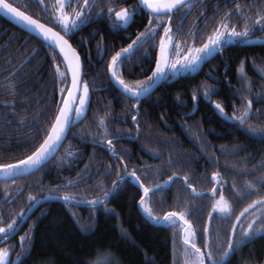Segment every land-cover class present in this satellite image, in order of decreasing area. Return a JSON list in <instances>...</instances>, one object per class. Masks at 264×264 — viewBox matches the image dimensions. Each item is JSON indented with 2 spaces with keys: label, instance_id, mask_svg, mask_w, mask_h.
Returning a JSON list of instances; mask_svg holds the SVG:
<instances>
[{
  "label": "trees",
  "instance_id": "trees-1",
  "mask_svg": "<svg viewBox=\"0 0 264 264\" xmlns=\"http://www.w3.org/2000/svg\"><path fill=\"white\" fill-rule=\"evenodd\" d=\"M8 1L45 23L48 6L56 3V0H44L43 4L39 0ZM78 1L83 4V0H71V3L75 5ZM194 3L190 13L179 11L183 16L186 14L183 19L186 24L178 33L181 20L171 24L172 58L182 59L189 49L202 47L230 10L232 22L241 30L243 20L238 23L235 20L234 3L244 8L252 4L264 6V0H195ZM224 4L229 7L223 8ZM96 5L91 11V21L70 38L83 61V82L88 83L91 91L87 116L72 125L61 150L50 163L28 177L15 180L16 184H9L8 200L0 188V227L4 228L13 220L19 221L22 212L45 196L73 197L70 202L42 206L31 217L24 226H30L29 246L16 264H107L108 260L113 264H184V225L181 222L180 227L157 226L147 220L138 208L143 190L130 176L119 183L104 204L88 203L98 196L102 198L101 189L111 191L113 183L124 176L125 166L128 173L136 170L145 187L163 185L174 174L188 177L191 188L183 179L174 180L167 188L149 194V206L161 218L168 211L190 213L186 218L196 229L197 246L208 251L203 247L202 233L205 227L209 228L211 250L218 257L221 252L216 245L226 244L232 224L236 223L235 216L259 199L252 195L240 200L235 193L247 192L248 183L260 188L256 182L264 176V137L249 133L247 125L240 126L238 121L229 119L234 109H242L251 100L252 118L248 123L264 126V103L259 99L264 96V71H261L264 45L231 43L213 55L199 72L180 73L174 81H171L173 75L168 76L141 102L138 133L132 121L138 102L114 86L107 65L116 52L149 27L151 17L142 13L127 28H113L107 7L117 11L121 7L129 11L135 8L139 12L138 1L96 0ZM102 8L104 14L97 17ZM245 15L254 16L255 11ZM190 17L192 21H187ZM13 29L17 30L0 16V56L4 58L0 70H4L5 78L0 85V164L17 163L39 147L61 105L60 89H68L69 85L68 72L66 81L61 83L62 78L55 70L56 65L62 72L66 69L59 54L55 52L53 63L50 47L21 30H17L14 44ZM158 31L156 40L135 51L123 65L117 64L116 70L126 83L147 82L152 75L163 27ZM252 38H264V33L257 31ZM102 52L104 57L100 60ZM241 62L245 65L244 79L239 73ZM13 67L18 68L17 73L11 79L6 78ZM9 85H15V95L8 93ZM206 89L212 90L209 96L204 95ZM217 103L224 107L223 115L215 108ZM101 118L107 124L106 137L104 129L98 126ZM117 136L123 138L117 140ZM108 140L113 141L122 162L111 155ZM216 172L224 184L223 195L232 206L234 215L230 220L213 212L212 206L220 196V186L212 180ZM69 181L78 183L79 187L64 188ZM213 188H217L215 199ZM14 196L17 198L11 202ZM29 196H35L36 200L29 201ZM260 215V210H250L241 217L237 232L241 227L246 229ZM227 264H264V231L257 232L251 242L231 255Z\"/></svg>",
  "mask_w": 264,
  "mask_h": 264
},
{
  "label": "snow or ice",
  "instance_id": "snow-or-ice-1",
  "mask_svg": "<svg viewBox=\"0 0 264 264\" xmlns=\"http://www.w3.org/2000/svg\"><path fill=\"white\" fill-rule=\"evenodd\" d=\"M43 4L44 0H39ZM96 0H83V7L77 3V8L80 10H75L71 13L66 12L65 8H72L71 0H56V5L54 8L57 9L55 15V23L61 27L64 35L60 32L53 31L51 27H46L45 24L40 23L37 19H33L31 15L25 14L24 11H20L17 7H14L12 3L8 0H0V12L5 15H11L18 22L24 24L26 28L31 29L34 32H38L42 36L44 41L50 42L51 46L58 48L59 52L63 55V63L66 64L65 71H61L59 65H56V73L61 77V83H64L67 79V72H71L72 76V87L71 90L61 88V100L63 106L58 107V114L55 117V122L51 126V131L47 132L46 138L39 147H36L35 151L31 155H28L26 159L20 160L18 163H5L0 164V175L5 179L23 176L25 174H34L45 166L50 158L53 157L56 150L62 146V141L66 139V132L69 126L72 124L70 113L74 112L76 119L79 120L87 112L90 106V95L89 86L87 82L81 81V70H80V58L76 53V50L69 43L68 39H65V35L74 34L79 31L82 26L86 25L91 21V11L95 8ZM195 6L193 0H138V12L135 8L129 11L128 8L121 7L118 11L114 7H107V17L111 21L113 28H125L130 26V22H134L135 18L146 13L151 17L148 21L149 27L146 28L144 32H141L135 40L132 41L126 48H122L120 51L116 52L115 55L111 57V63L107 65V70L111 73L110 79H114L122 88L123 93L127 95L128 98H135L139 101L142 95L149 93L153 83L157 80L163 79L167 76L165 71L166 68L171 71H177V65L183 69H193L200 62H202L206 57L213 55V53L221 51L225 45H230L235 40H241L243 42H248L256 35L259 31L264 33V6H257L255 4L248 5L247 8L242 7L239 3H234V11L236 13L235 20L237 23L243 20V27L241 30H237L236 24H234L232 11L226 12L221 23L215 28L214 33L207 37V42L203 43L202 47L189 49V54L184 57L181 61L177 59L174 63H169V48L168 45L172 42V28L170 25L171 20L174 18L175 14L181 10H185V13L191 11ZM255 11L254 16H246L245 12ZM104 14V9L102 8L100 12L96 13L97 17ZM185 16L181 17V23L177 25V33L182 29L183 19ZM165 20L169 22L168 27H164ZM230 24L232 25L230 27ZM155 25V27H151ZM164 29V36L159 39V57L155 60V70L152 71V75L148 77L147 82L137 80L135 84L126 83L121 75L117 72V64L123 65L126 61L130 60L139 48L143 47L145 44L154 41L159 36L158 29ZM178 47V46H177ZM52 54L53 63L56 61V53L53 48L50 47ZM244 62H241V67L239 70L242 79L245 78L244 73ZM264 71V69H261ZM83 83L82 94L79 93V85ZM248 90L251 91V84L248 86ZM68 92V99H64V92ZM212 90L206 89L204 92L205 96H209ZM8 93L15 95V85H9ZM197 97L193 95V100ZM241 99H246L241 97ZM260 102L264 103V96H261ZM252 104L251 100H247L246 106L242 109H234L233 115L229 119L238 121L240 126L247 125V131L253 135H260L264 137V126H253L248 123L252 118ZM71 105V107H70ZM5 106L7 102H5ZM12 106H15V102H12ZM138 107V106H134ZM215 108L219 112L224 114V107L217 103ZM239 112V115H236ZM137 110L136 115L132 116V121L137 125V132L139 133V122L137 121V116L139 115ZM259 119V115L256 116ZM36 122L35 120L33 121ZM24 123V121H21ZM98 126L104 129L103 135L106 137L109 135L107 131V124L105 119L101 118L98 121ZM122 136H117L116 139H122ZM102 142V141H101ZM107 145L109 150L113 155H116L115 148L113 146V141L108 140ZM233 154V153H227ZM117 159L122 158L117 157ZM168 164L171 166V160ZM87 171V166L85 167ZM255 174V173H253ZM79 175V174H78ZM146 175V174H145ZM130 176L133 178L139 187L143 190V196L140 198V207L143 209L144 213L151 220L159 221L162 219L163 222L167 223L170 227H180L181 222L185 226L183 227V238L182 242L184 247V264H227L228 258L235 254L236 251L240 250L247 243L255 237L257 232L264 231V176H261L256 182L260 185L257 188L252 183L246 184L248 189L245 193L236 192V196L243 200L245 196H258L259 199L254 200L251 204L246 207L239 216H235V224H232L231 233L228 236L227 242L219 243L216 247L220 250L221 254L217 257L216 254L211 250V240L209 237V228L205 227L203 229L202 236L204 237L203 247L208 249V251H202L201 247L197 246L196 243V229L193 228L192 223L186 218L190 213H185L183 211H168L162 218L154 215L153 208L151 206H145V197H148L150 193H155L156 191H161L167 188L171 182L174 180L183 179L187 187L191 188L192 185L189 183L188 177H179L175 174L168 178L163 185L156 184L152 187H145L141 180V177L136 174V170L131 173L127 172L125 166L124 176L120 177V180L113 183L111 191L102 190V198L97 197L96 199L89 201L92 206L99 204H104L105 201L109 200L114 194L115 190L119 187V183L122 182L125 177ZM219 172H216L212 176V180L215 181L220 186V196L219 200L212 206L213 212H218L222 219L230 220L234 213L232 212V206L226 201L223 195L224 184L218 179ZM158 178V177H157ZM64 188L79 187V184L73 181H69L67 184L63 185ZM59 191V187L56 189ZM233 191L235 192V185H233ZM195 193V189H193ZM217 194V188L212 189V198L215 199ZM196 195H202L196 193ZM62 199L65 202H70L73 197L64 195ZM163 199V198H161ZM35 196H29V201H35ZM250 210H260L261 215L255 217L247 224L246 229L241 227L240 231L237 232V226L241 224V217L245 216ZM25 213H21V217ZM210 220L213 218L212 214H209ZM18 225V220H13L12 223L8 224L7 228L0 227V235L4 239H9V233L13 232L15 227ZM21 244L26 240L25 237H21ZM10 249L3 248L0 249V264H16L15 261L10 260ZM107 264H113L112 260H108Z\"/></svg>",
  "mask_w": 264,
  "mask_h": 264
},
{
  "label": "water",
  "instance_id": "water-1",
  "mask_svg": "<svg viewBox=\"0 0 264 264\" xmlns=\"http://www.w3.org/2000/svg\"><path fill=\"white\" fill-rule=\"evenodd\" d=\"M138 1V0H137ZM14 6V5H13ZM14 7H16V6H14ZM18 8V7H17ZM19 9V8H18ZM20 11H22L21 9H19ZM25 14H27V13H25ZM27 15H29V14H27ZM0 16H2L6 21H8L9 23H11L12 25H14V26H16V27H18L21 31H23V32H25V33H27V34H29V35H31V36H33L34 38H36V39H38L39 41H41V42H43L44 44H46L47 46H49V47H51V48H53L54 49V51L55 52H57L58 54H59V56L62 58V60H63V55L59 52V49L58 48H54V46H51L50 45V42H47V41H44L43 40V38H42V36H40V34L38 33V32H34V31H32L31 29H29V28H26L25 26H24V24H22V23H20V22H18L15 18H13L11 15H5L3 12H0ZM33 19H36V18H34V17H32ZM38 20V19H37ZM40 23H43V22H41L40 20H38ZM132 22H130V24H131ZM43 24H45V23H43ZM46 25V24H45ZM168 26H169V23H168ZM167 26V27H168ZM46 27H50V26H48V25H46ZM52 28V27H51ZM53 29V28H52ZM53 31H56L55 29H53ZM56 32H58V31H56ZM61 34V33H60ZM62 35V34H61ZM164 36V35H163ZM162 36V37H163ZM65 39H67L66 37H65ZM69 41V40H68ZM69 43L72 45V43L69 41ZM173 44H174V37H173V33H172V42H171V44H169L168 45V48H169V56H168V59H169V63H171V55H172V49H173ZM245 45H264V38L263 39H261V38H255V39H253V40H250V41H248V42H246V44ZM72 47L74 48V46L72 45ZM75 49V48H74ZM76 50V49H75ZM76 53L79 55V58H80V70H81V81L83 82V77H84V71H83V63H82V60H81V57H80V54H79V52L76 50ZM217 53V52H216ZM216 53H213V55H216ZM33 55V54H32ZM213 55H211V56H208V57H206L202 62H200L197 66H196V68L198 69L197 70V72H199L201 69H202V67L204 66V64L206 63V62H208L212 57H213ZM159 57V50H158V56H157V58ZM65 64V63H64ZM65 66H66V64H65ZM117 67V66H116ZM154 70H155V68H154ZM188 70H190V69H188ZM165 71H166V73H167V75H168V71H169V69L168 68H166L165 69ZM68 75H69V85H68V90H71V87H72V84H71V81H72V76H71V72H68ZM110 76H111V73H110ZM178 76H179V74H178V72H175L174 73V77L172 78V80L171 81H174V80H176L177 78H178ZM167 78V76L165 77V78H163V79H160V80H157L155 83H153V85H152V87H151V89H150V91H149V93H147V94H145V95H142L140 98H139V101L137 100V99H135V98H131L132 100H135V101H137L138 103H137V105L136 106H138V107H136V112H137V110L139 109V107H140V105H141V102L144 100V99H146V98H148L149 96H151L157 89H158V87L163 83V81L165 80ZM112 80V82H113V84H114V86L122 93V94H124L123 93V90H122V88H121V86L114 80V79H111ZM82 88H83V83H81L80 85H79V89H80V91H79V93H77L78 95L79 94H82ZM89 95H90V104H91V91H90V89H89ZM125 96H127L126 94H124ZM64 99H68V92L66 91V93H65V95H64ZM61 106H63V104H62V100H61V105H60V107ZM70 107H71V105H70ZM89 108H90V106L88 107V109H87V112L85 113V115L82 117V118H80L79 120H77L76 119V116H75V113L74 112H72V113H70V116H71V120H72V124L69 126V128H68V130H67V132H66V139H67V137H68V135H69V132H70V130H71V127H72V125H73V123L75 124V123H79V122H81L85 117H86V115H87V113H88V111H89ZM139 111V110H138ZM58 114V113H57ZM55 122V121H54ZM53 122V123H54ZM51 131V128H50V130H49V132ZM66 139H64L63 141H62V146H63V144L65 143V141H66ZM133 141L134 140H136V138H134V139H132ZM62 146H60L57 150H56V152L54 153V155H53V157L52 158H50V161L49 162H47L45 165H47L48 163H50L56 156H57V154L59 153V151L61 150V148H62ZM111 155L112 156H114V157H118L117 155H113L112 154V152H111ZM18 163V162H17ZM36 173V172H35ZM30 175H32V174H25V175H23V176H17V177H12V178H7V179H5L2 175H0V182H8V181H14V180H18V179H22V178H25V177H28V176H30ZM127 178V177H126ZM125 178V179H126ZM137 183V182H136ZM65 201L61 198V197H54V196H49V197H47V198H43V199H41V200H39L37 203H35L34 205H33V207H31L30 209H29V211H28V213H27V215H26V217H25V219H24V221L23 222H25L28 218H29V216L35 211V209H37V208H39L40 206H42V205H45V204H48V203H64ZM145 204H146V206H149V201H148V197H145ZM138 208H139V210H140V212L143 214V216L147 219V220H149L152 224H155V225H157V226H165V225H167V223H165V222H163L162 220H159V221H156V220H151V219H149V217L144 213V211H143V209L140 207V203H138ZM185 227V226H184ZM183 235V234H182ZM19 261V260H18Z\"/></svg>",
  "mask_w": 264,
  "mask_h": 264
},
{
  "label": "flooded vegetation",
  "instance_id": "flooded-vegetation-1",
  "mask_svg": "<svg viewBox=\"0 0 264 264\" xmlns=\"http://www.w3.org/2000/svg\"><path fill=\"white\" fill-rule=\"evenodd\" d=\"M9 2V1H8ZM193 2H195V0H193ZM77 3H79L80 4V6H82L83 4H81L79 1L78 2H76L75 3V5L74 4H72V8H65V11L66 12H69V13H71L72 11H73V9H75V10H80L79 8H77ZM54 5H56V3H51L49 6H48V9H47V15H46V23L45 22H43V23H45L46 25H48V26H50V27H52L53 29H55L56 31H58V32H60L62 35H64V33L62 32V30H61V27L60 26H58L56 23H55V15H56V11H57V9H55L54 8ZM224 7L223 8H227V7H229V4H227V5H223ZM227 6V7H226ZM82 8V7H81ZM19 9H21V8H19ZM22 11H24L23 9H21ZM25 13H27L26 11H24ZM188 13H190V12H188ZM27 14H29V13H27ZM32 17H34V18H36V19H38L37 17H35V16H32ZM181 17H183V15H182V13H179V12H177L176 14H175V16H174V18L171 20V22H170V24H172V22H180V20H181ZM192 21V18L190 17V18H188L187 19V21ZM41 21V20H40ZM42 22V21H41ZM133 23V22H132ZM131 23V24H132ZM169 22L167 21V24H168ZM11 24V23H10ZM130 24V25H131ZM185 24H186V22H185V20H183V26H185ZM12 25V24H11ZM14 26V25H13ZM153 27H155V25H152ZM128 26H126L125 28H127ZM231 27V26H230ZM14 28L15 29H17V30H20L18 27H16V26H14ZM10 29H12V28H10ZM17 30H14L13 29V38L11 39L10 37H9V40L8 41H10V39L11 40H13V43L15 44L16 43V41L15 40H17V37H18V31ZM78 31H76L75 33H77ZM72 36H73V34H70V35H65V37L70 41V38H72ZM253 39H255V38H252L251 40H253ZM261 39H263V38H261ZM239 41H241V40H235V41H233L232 43H236V42H239ZM71 42V41H70ZM72 43V42H71ZM243 43V45H245L246 44V42H242ZM1 48V47H0ZM0 50H2V48L0 49ZM81 57V56H80ZM103 57H104V53L102 52L101 53V56H100V60H102L103 59ZM175 58V57H174ZM172 59L173 60V62H174V60L175 59ZM179 58V57H178ZM4 60V58H3V56H0V63L2 62ZM81 60H82V58H81ZM172 62V63H173ZM82 63H83V61H82ZM203 68V67H202ZM195 69V68H194ZM194 69H192V72H193V70ZM197 69V68H196ZM17 71H18V68H15V67H13V71H12V73H11V75L8 73L7 74V76H6V78H8V79H11V77L12 76H14L16 73H17ZM83 71H84V69H83ZM4 80H5V78H4V70H0V85L1 84H3L4 83ZM17 181V180H16ZM16 181L14 180V181H8V182H1L2 183V185H0V188H1V191H2V193H4V197H5V200H8L10 197H11V194H10V185L9 184H16ZM13 182V183H12ZM7 185V186H6ZM6 186V187H5ZM20 195V193H18V196ZM49 196H51V195H49ZM49 196H45V197H43V198H47V197H49ZM54 197H57V196H54ZM17 198V196H14V198L11 200V202H13L14 201V199H16ZM43 198H41V199H43ZM41 199H39V200H41ZM38 200V201H39ZM38 201H36L35 203H37ZM34 203V204H35ZM33 204V205H34ZM48 204H51V203H48ZM48 204H45V205H48ZM33 205H31L26 211H25V214L20 218V220L18 221V225L15 227V229H14V231L13 232H10L9 233V239H4L3 238V236L2 235H0V249H3V248H7V249H10V256H9V258H10V260H12V261H15L16 259H18V258H20L21 256H22V252L24 253L27 249H28V246H29V242H30V231H28L27 230V228L28 227H30V226H27V227H24L28 222H29V220L31 219V217L37 212V210L38 209H40L42 206H45V205H42V206H40L39 208H37V209H35V211L29 216V218L25 221V222H23L24 221V219H25V217H26V215H27V213H28V211H29V209L31 208V207H33ZM19 216V215H18ZM26 236V240L23 242V244H21V237H25Z\"/></svg>",
  "mask_w": 264,
  "mask_h": 264
},
{
  "label": "rangeland",
  "instance_id": "rangeland-1",
  "mask_svg": "<svg viewBox=\"0 0 264 264\" xmlns=\"http://www.w3.org/2000/svg\"><path fill=\"white\" fill-rule=\"evenodd\" d=\"M188 53H189V51H188ZM175 60H174V62L177 60V59H179L178 57H175L174 58ZM180 60V59H179ZM183 60H184V58H183ZM173 62V63H174ZM177 71H169L168 73H170V72H172L173 74L175 73V72H179V73H181L182 75L184 74V73H188L189 71H188V69H183V68H180V66H179V64L177 65ZM194 69V68H193ZM190 71L192 72V69H190ZM194 71H195V69L193 70V72L192 73H194ZM217 200H219V197H217ZM145 206H146V204H145ZM17 261H18V259H16L15 260V262L17 263Z\"/></svg>",
  "mask_w": 264,
  "mask_h": 264
}]
</instances>
